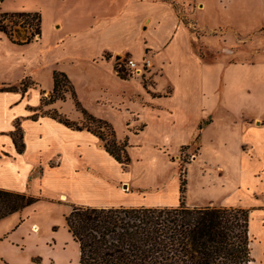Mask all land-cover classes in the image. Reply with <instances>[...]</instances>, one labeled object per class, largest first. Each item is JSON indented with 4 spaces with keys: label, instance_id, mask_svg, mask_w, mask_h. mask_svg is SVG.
I'll return each instance as SVG.
<instances>
[{
    "label": "crops",
    "instance_id": "0c3cea01",
    "mask_svg": "<svg viewBox=\"0 0 264 264\" xmlns=\"http://www.w3.org/2000/svg\"><path fill=\"white\" fill-rule=\"evenodd\" d=\"M8 1L0 0L1 14L32 12L43 16L39 6L14 7ZM111 1H113V5H117L107 6V10L105 7L104 9L93 6L90 8L93 12L92 33H87L83 37L77 36V34L76 37L71 36L77 51H81L83 54L78 56L62 54L59 59L54 60L53 64L51 62V66L47 69L45 81L36 78L38 89L31 90L27 95L18 90L2 91L0 89V188L26 192L50 203H56L63 199L62 203L71 207L162 208L178 206L180 203L179 186H170V189L167 185L158 186L157 184L163 183L168 179V176L156 168L153 160L140 159L134 165L131 158V163L127 168H124L125 166L117 163L105 151L101 146L100 139L89 131L73 130L47 115H39L33 118L39 113L42 92L46 96L51 94L54 87L53 72L58 70L68 75L79 100L91 115L115 125V119L121 118L120 116H124L126 111H130L132 95L127 87L133 81L119 77L111 62L100 59L101 53L109 51L120 55L131 54L136 59L142 60L148 50H152L155 63L162 67L163 75L157 81L154 92L148 90L143 84V89L149 95L150 105H142V108L157 115L155 116L159 127L165 124L172 127L181 120L193 123L192 137L181 142L178 150L182 145L192 141L197 124L202 119H206L207 116L212 121L203 129V134L209 132V139H213L217 132L216 128L222 124V120L219 118L223 117L224 122L232 127L229 131L225 130L224 132L226 134L232 133L230 138L236 140L239 150H241L239 153L240 166L236 169L231 163V157H233L231 152L214 149L215 144L211 140L212 143L205 145V152L210 161L206 169L213 173L222 174L217 175L215 182L216 187L223 192L226 186L228 189L241 188V168L243 173V168H246L247 165L250 166L241 154L243 146H249L253 156L255 152L263 151L261 146L255 143L256 139L249 136L245 140L244 136L249 135V131L254 130L255 127H262V146L264 147V125L256 126L257 124H253L254 127L244 128V124L251 125L248 121H264V92H253L247 97L242 95L243 91L241 90L240 94L236 92V98L220 97L216 104L222 106L221 114L213 111L212 108L208 109L205 103L203 105V99L205 101L208 99L207 94L204 93L206 91L204 87L213 85V80L208 79L206 75L212 74V67L217 68V78L218 76L222 78L223 95L229 92V88L225 86L227 85V77H224L223 70L221 71L222 63L207 64L196 52L192 51L188 39L192 37L197 40V38L192 36V33L183 23H180L174 6L166 0ZM198 3L200 7L203 6L204 8L201 9L207 10L204 1L198 0ZM147 31L148 33H145ZM134 32L141 40L137 39ZM38 38V40H33L25 45L40 41L42 34ZM207 39L205 38V44L210 45ZM81 57H87L90 64L105 67L108 70L107 77L101 78L92 65L74 67L75 60H80ZM116 59L119 60L120 56H116ZM137 85V91L140 92L141 86L139 83ZM169 87L172 88L171 93L167 91ZM32 94L33 101H30L29 97ZM196 94H198L197 98L202 100V105H194L195 103L190 101L195 99ZM260 94L263 95L260 96ZM190 105H193L191 110L188 109ZM49 107L57 109L73 121L83 119L82 113L77 111L70 95H67L66 101H56ZM194 108L201 112L205 111L206 114L197 118ZM137 114L139 116L140 112ZM187 117L189 119H186ZM132 118V116L130 118L129 116L125 117V124ZM140 123L143 122L140 121ZM17 126L22 131L25 144L22 153L17 151L12 136ZM146 128L147 124L143 123V128L131 137L145 132ZM198 129H201V126ZM219 137L216 136L214 140L227 147L226 141L230 138ZM125 138L130 144L128 150L130 155L132 148L130 138L127 136ZM243 141L247 143H243ZM241 146L242 148H240ZM152 149L150 157H160L163 162L161 165L172 167L167 158L169 154L174 155L178 150L171 154L167 146L163 144H155ZM94 158L99 159V161ZM227 161L231 165H227ZM113 166L117 167L115 174L110 170L111 168L115 169ZM228 171H232L235 176L233 180H230V186L227 185V175L224 174V172L229 173ZM211 180L213 179L211 178ZM122 181L130 186L128 190L119 186L118 183ZM155 185L157 186V193H142V189L151 188ZM187 194H189V189ZM149 195H155L161 199L156 202V205L145 203L146 199L151 197ZM198 199L201 200V198ZM121 201L127 204L121 206L118 204ZM195 201L190 205L205 206ZM68 235L73 241L69 233ZM11 240H13V233L4 236L0 240V244L11 242ZM73 243L75 242L73 241ZM75 244L77 245V243ZM13 250L25 251L26 249L0 247V264H21L20 262H11L8 259L7 254ZM27 264L35 263L29 259Z\"/></svg>",
    "mask_w": 264,
    "mask_h": 264
},
{
    "label": "rangeland",
    "instance_id": "374dc122",
    "mask_svg": "<svg viewBox=\"0 0 264 264\" xmlns=\"http://www.w3.org/2000/svg\"><path fill=\"white\" fill-rule=\"evenodd\" d=\"M166 1L174 6L180 23H183L192 33V36H195L199 41L189 37L188 43L192 51L196 52L207 64L222 63L223 65L221 71L223 70L224 77H227V85L225 86L229 88V92L223 95L222 78L219 76L217 78V68L212 67V74L210 76L206 75V77L213 80V85L204 87L206 89L204 93L207 94L208 99L206 101L203 99V105L205 103L208 109L212 108L213 111L221 114L222 106L216 104L219 102L220 97L230 96L236 98L237 93L242 91V95L247 97L253 92H264V0H202L206 3L207 10L205 11L203 6L200 7L198 0ZM8 2L14 7L39 6L43 13V16L39 14L42 38L38 42L18 46L13 44L6 34L0 31V89L16 87L18 91L22 92L21 89L24 88L22 82L27 87L25 95L33 89H38L36 78L44 82L51 62L53 64L54 60L59 59L62 54L76 56L83 54L81 51H77L76 44L72 42L71 36L76 37L77 34V36L83 37L87 33H92L93 12L90 9L92 6L99 9L105 7L107 10V6L117 5H113L111 0H9ZM198 11L203 12L199 13ZM3 23H5L4 25L8 30L16 31L15 37L18 39L20 37L25 39V36H30L33 31L27 29V27L24 28L23 22H20L19 19L9 20L7 18ZM135 32L134 34L137 36ZM145 33H148V31ZM205 38H208L207 42L211 46L205 44ZM38 39V36L33 38V40ZM137 39L141 40L138 36ZM84 53L87 54V52ZM153 55L152 50H148L143 59L138 60L131 54L120 55L109 51L101 53V60L106 59L111 62L114 71L120 70L121 74H126V80L133 81L127 87L132 95L130 111H126L124 116H120L121 118L115 119V125L110 123L115 130L117 139L122 141L126 136L130 138L132 145L130 155L134 165L140 159H151L155 162L156 168L160 169L161 172L163 171V174H167L168 179L163 183L159 182L158 186L163 184L169 186L170 189V186L176 187L178 185L180 188L181 180H186V189L187 191L189 189V194L186 192L184 195L186 205L191 206L190 204L195 199L201 198V200L198 199L195 202L205 206L246 208V210H249L252 264H264L263 128L255 127L254 130L249 131V135L244 136L245 140L249 136L256 139L255 143L260 145L263 151L255 152L253 156L250 153L249 146H243L241 154L250 166L247 165L246 168H243V173L241 168V188L228 189L226 186L224 192L218 189L215 179L217 175L222 174L213 173L206 169L210 161L205 152V145L213 142L215 144L214 149L231 152L233 155L231 163L236 169L239 168V153L241 151L239 145L234 138H230L232 133L226 134L224 132L225 130L229 131L232 127L224 122L223 117L219 118L222 120V124L216 128L217 132L211 139L212 142H210V133L203 134V129L212 121L207 116L206 119H202L197 124L192 141L189 144L182 145L178 150L181 142H185L192 137L193 123L181 120L172 127L169 124L159 127L158 120H156L157 115L142 108V105H150L149 95L143 89V84L148 90L154 92L157 81L163 75V69L161 66H157ZM116 56H120V59H116ZM126 58H133L138 62L149 60L151 65L146 66L144 70H141V68L128 70L124 66ZM75 63L74 67L92 65L101 78L107 77L108 70L101 65L90 64L87 57H81L80 60H75ZM137 83L141 86L140 92L137 91ZM222 84L224 85L223 81ZM167 91L171 93L172 88L169 87ZM262 95L260 94V96ZM44 96L46 95L44 94ZM197 96L198 94L195 95V99L190 101L195 103L194 105H202V100ZM29 100L33 101V94L29 97ZM50 105L43 106L41 100L39 113L35 116L51 115L54 109L50 108ZM191 106L193 105L189 106V110L192 109ZM138 112H140L139 116ZM194 112L197 118L206 114L205 111L201 112L198 109L195 110V108ZM128 116L133 118L125 124L124 118ZM140 121L147 124L145 132L131 137L143 128V123H140ZM76 122L79 126L84 127V130H86V127L94 128L97 125V123L86 121L84 118ZM248 123L251 125L244 124L245 129L248 126L254 127L253 124H257L256 126L264 125L262 120H252ZM199 126H201V129H198ZM216 136L230 138L226 141L227 147L214 140ZM155 144L167 146L171 154L178 150L174 155L169 154L167 158L172 167L161 165L163 162L160 157H150V152H152V147ZM101 146L104 148L103 141H101ZM94 159L99 161L97 158ZM163 159L165 158L163 157ZM226 164L231 165L228 161ZM114 168L110 170L115 174L117 167ZM228 172L227 174L224 172V174L227 175V185L230 186V180H233L235 176L232 171ZM118 184L124 190L130 188L126 182L122 181ZM156 188L155 185L141 191L142 193L155 194L157 193ZM149 196L151 197H148L145 203L156 205V202L161 199L155 195ZM179 199L181 200L180 192ZM62 200L56 203L40 200L36 204L25 208L22 212L0 221V240L4 236L13 233V240L8 243L3 242L0 247L26 249L25 251H10L11 253L7 254V257L11 262L27 264L31 259L35 264H79L78 246L69 238L65 228V216L72 210V207L62 203ZM118 204L124 206L127 203L121 201ZM18 224L20 226L17 227ZM35 226L38 227V231L33 230ZM55 227L57 228L56 233H54Z\"/></svg>",
    "mask_w": 264,
    "mask_h": 264
},
{
    "label": "trees",
    "instance_id": "16d2710c",
    "mask_svg": "<svg viewBox=\"0 0 264 264\" xmlns=\"http://www.w3.org/2000/svg\"><path fill=\"white\" fill-rule=\"evenodd\" d=\"M7 18L22 21L24 28L33 30L30 36L16 38V31L8 30L3 23ZM0 31L13 44H28L36 36H41L40 15L32 12L0 13ZM117 73L126 79V74H121L120 70ZM21 84L25 94L27 87ZM53 84L50 95L44 96L42 92L43 106L66 101L69 94L84 120L97 123L94 128L86 127V130L104 142L105 151L117 163L127 167L131 163L128 139L118 140L109 122L97 119L87 111L66 73L55 70ZM1 90L17 91L16 87ZM47 116L73 130L85 129L56 109ZM12 136L17 151L22 153L25 144L18 126ZM186 185V180L182 179L181 200L176 207L73 206L65 216V228L78 245L79 264H252L250 211L232 207L188 206L184 202ZM40 200V197L26 192L0 188V221Z\"/></svg>",
    "mask_w": 264,
    "mask_h": 264
},
{
    "label": "built area",
    "instance_id": "2783aa9c",
    "mask_svg": "<svg viewBox=\"0 0 264 264\" xmlns=\"http://www.w3.org/2000/svg\"><path fill=\"white\" fill-rule=\"evenodd\" d=\"M151 62L149 60H143V62H138L133 58H126L125 62H124V66H126V68L128 70H136V69H140L144 70L146 66H150Z\"/></svg>",
    "mask_w": 264,
    "mask_h": 264
},
{
    "label": "bare ground",
    "instance_id": "6f19581e",
    "mask_svg": "<svg viewBox=\"0 0 264 264\" xmlns=\"http://www.w3.org/2000/svg\"><path fill=\"white\" fill-rule=\"evenodd\" d=\"M33 230H34V231H38V227H37V226H35Z\"/></svg>",
    "mask_w": 264,
    "mask_h": 264
}]
</instances>
